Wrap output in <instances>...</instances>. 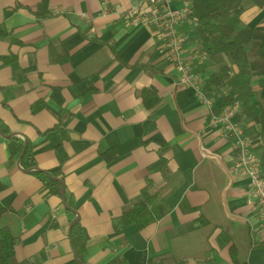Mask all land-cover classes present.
Instances as JSON below:
<instances>
[{"label":"crops","instance_id":"0c3cea01","mask_svg":"<svg viewBox=\"0 0 264 264\" xmlns=\"http://www.w3.org/2000/svg\"><path fill=\"white\" fill-rule=\"evenodd\" d=\"M106 1L107 13L102 0H0V203L13 209L0 229L17 237L16 262L80 264L70 238L78 214L89 236L86 264H264V224L248 203L249 178L233 171L231 141L210 125L198 94L178 84L161 29L126 15L143 0ZM240 19L264 28V8ZM193 27L190 19L177 26L207 80L220 64L191 39ZM144 89L158 98L152 108ZM225 92L207 95L218 107ZM10 136L30 142L38 169L62 178L75 200L72 222L63 195L48 194L10 155ZM106 151L116 158L107 161ZM148 179L165 216L117 231L115 220L141 200Z\"/></svg>","mask_w":264,"mask_h":264},{"label":"trees","instance_id":"16d2710c","mask_svg":"<svg viewBox=\"0 0 264 264\" xmlns=\"http://www.w3.org/2000/svg\"><path fill=\"white\" fill-rule=\"evenodd\" d=\"M190 3L189 19L194 23L191 39L198 41L199 49L204 55L220 67L210 73L205 80L204 91L212 87L225 90V95L216 111L240 104L237 120L249 119L257 130L251 132L245 128L254 141V150L261 159V173L264 177V28L241 25V15L250 7L264 8V0H186ZM1 31V29H0ZM258 89L254 88V78ZM208 96V95H207ZM141 97L147 108H152L158 98L148 89L141 91ZM41 109V104L34 105L33 110ZM3 132L10 135V130ZM8 149L13 157H21V165L35 176L48 194L62 196L64 183L58 173L42 171L37 168L32 146L29 141L19 137L8 138ZM102 156L111 161L116 158L113 151L102 152ZM60 180V181H59ZM6 186L0 182V192ZM70 222L75 218V200L64 188ZM141 200L126 210L114 222L115 229L121 230L130 224L144 228L165 216L161 190L151 179L146 181L141 191ZM13 209L0 203V219ZM76 258L80 264H86L88 233L80 221L75 222L70 231ZM17 237L7 228L0 229V264H27L15 260ZM232 256L235 259L234 251ZM236 261V259H235ZM152 259H150V264ZM237 264H240L236 261Z\"/></svg>","mask_w":264,"mask_h":264},{"label":"built area","instance_id":"2783aa9c","mask_svg":"<svg viewBox=\"0 0 264 264\" xmlns=\"http://www.w3.org/2000/svg\"><path fill=\"white\" fill-rule=\"evenodd\" d=\"M173 1L143 0L141 4L130 8L126 15L134 24L153 23L161 29L166 52L177 72L178 84L189 87L198 94L210 108V125L222 128L224 138L231 141L234 149L233 171L249 178L248 203L257 209L259 221L264 224V177L261 173V159L254 150V141L237 120L240 104L235 103L220 111L215 110L212 100L204 91L205 80L195 73L193 61L186 54V37L177 28L180 22L189 19L190 3L183 0L181 7L173 8ZM101 5L103 13L110 12L106 0H102Z\"/></svg>","mask_w":264,"mask_h":264},{"label":"water","instance_id":"95a60500","mask_svg":"<svg viewBox=\"0 0 264 264\" xmlns=\"http://www.w3.org/2000/svg\"><path fill=\"white\" fill-rule=\"evenodd\" d=\"M20 160H21V157H20ZM59 181H60V180H59ZM62 194H63V196H62L63 202H64V204L66 205V200H65V195H64V187L62 188ZM78 219H79V217H78V214H77V218L75 219L74 223H75Z\"/></svg>","mask_w":264,"mask_h":264}]
</instances>
